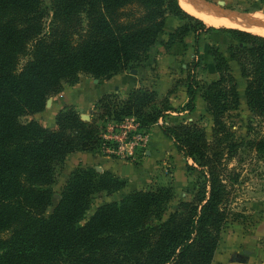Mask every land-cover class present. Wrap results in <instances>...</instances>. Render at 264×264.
I'll list each match as a JSON object with an SVG mask.
<instances>
[{
  "label": "trees",
  "instance_id": "1",
  "mask_svg": "<svg viewBox=\"0 0 264 264\" xmlns=\"http://www.w3.org/2000/svg\"><path fill=\"white\" fill-rule=\"evenodd\" d=\"M168 13L191 22L171 33L170 43H183L193 32L198 59L201 33L232 36L235 44L228 50L246 81L247 105L264 116V36L207 26L179 0H53L51 11L43 0H0V264L213 263L229 217L224 115L240 105L235 75L220 48H208L218 79L202 95L190 79L186 103L194 112L198 97L204 99L214 139L194 121L157 125L180 154L198 162V182L187 190L191 198L174 203V186L140 190L101 203L86 220L97 194H114L125 184L110 172L77 168L66 179L59 205L46 216L55 163L92 151L100 142L99 126L73 109L58 113L52 121L56 129L20 122L24 115H43L48 99L64 91L65 82L74 86L81 73L100 79L126 71L156 44ZM158 97L132 89L120 113L144 117L143 127L160 118L167 123L170 102ZM156 100L160 108L146 112Z\"/></svg>",
  "mask_w": 264,
  "mask_h": 264
},
{
  "label": "rangeland",
  "instance_id": "2",
  "mask_svg": "<svg viewBox=\"0 0 264 264\" xmlns=\"http://www.w3.org/2000/svg\"><path fill=\"white\" fill-rule=\"evenodd\" d=\"M206 1L224 11L264 14V0H222L225 1L224 5L218 3L220 0ZM52 3L53 0H43L44 7L48 11L52 10ZM201 8L218 13L208 7ZM250 16L253 15L246 17ZM261 16L256 22L262 20ZM50 22L51 15L46 20L47 28ZM188 23H191L190 20H183L168 13L164 31L159 34L156 44L139 60L130 63L126 71L109 78H100L98 82L92 75L80 74L79 80L73 84L79 87L85 86L80 92L83 95L85 93L86 98L89 95V99L84 98L83 95L79 98L78 105L81 107L69 104L56 109L51 106L59 93L48 99L50 104L47 101L43 115H24L20 117V122L28 123L35 120L47 128L49 125L52 126V120L55 121L60 111L73 109L80 113L84 120L95 122L99 126L100 142L92 151L70 153L55 163L53 182L50 185L51 203L46 209V216L51 215L59 205L66 179L77 168L92 167L100 173L110 172L125 184L114 194H107V192L97 194L90 209L86 212V220L94 214L101 203L121 199L140 190H159L174 186L176 190L174 203L182 197L191 198L192 195L187 190L198 182L200 176L198 162L194 158L178 155L174 142L162 136L157 125H170L172 119L186 120L184 122L194 121L206 131L210 141L214 139V120L206 114L204 99L201 96L198 97L197 109L194 112L186 110V103L190 79L198 82L201 95L206 92L207 84L218 79L219 76L211 64L212 56L208 53V48L209 46L220 48L228 58L235 75L240 105L235 109H228L224 115L226 127L229 129L227 138L224 139L226 155L223 169L224 178L230 190L227 204L229 217L221 234L220 251L217 256L215 255L212 264H230L232 260L239 259V255L246 247H252L250 236L256 226V218L250 209V203L264 198V116L256 115L247 105L246 81L241 76L239 66L230 58L228 50L230 44H235L230 34L221 31L201 33L200 59L196 56L193 32L185 37L183 43H170V34ZM27 59L28 57H25L22 64ZM134 69L137 70L136 73L132 72ZM66 85H70V82H65L64 86ZM120 86L123 88L120 89ZM128 87L153 91L160 98H167L171 108L168 111L171 116L167 118L169 122L165 123V120L160 118L155 125L145 126V128L142 126L144 117L138 120L134 116L125 117L123 113L121 114L123 102L127 99ZM87 91H91L90 94L87 95ZM104 91L105 99L100 96ZM157 100L146 108V112L151 113L158 109L160 102ZM90 102L92 103L89 104ZM132 123L138 124V130L142 133H151V137L157 139V148L153 150L152 156L146 157L145 155L146 149H151L149 144L146 148L136 147L135 155L130 158L117 156L111 151L117 144L110 136L114 133L122 134L123 126ZM56 128L55 123L52 129ZM103 156L115 159V162H118V158L125 162L122 163L123 165H107L108 167L103 169L100 164H104L106 160L99 162L100 159H97ZM230 241V246L233 245V248L227 252L226 248L229 246L227 243ZM236 255L238 256L235 257Z\"/></svg>",
  "mask_w": 264,
  "mask_h": 264
},
{
  "label": "crops",
  "instance_id": "3",
  "mask_svg": "<svg viewBox=\"0 0 264 264\" xmlns=\"http://www.w3.org/2000/svg\"><path fill=\"white\" fill-rule=\"evenodd\" d=\"M198 2L200 3L199 5H201L203 7L211 8V9H213L215 11H218L217 14H222V15H226V16L239 15V18H241L244 15L245 16H249V15L260 14V15H262L261 16L262 20L260 21V23H257L256 25H258L259 27L260 26L264 27V14H262V13H259V12H257V13L247 12V13H250V14H247L246 12L245 13H236V12H233V11H231V12L230 11H224L222 9L214 8L212 5H210L208 2H206L204 0H198ZM179 3H180V0H179ZM236 17H238V16H236ZM254 22H256V21L254 20ZM252 24H250V25H252ZM216 27H220V26H216ZM225 27H228V26H225ZM230 28H232V27H230ZM242 30H244V29H242ZM245 31H247V30H245ZM82 87H85V86L79 87V86L66 85L64 91H62L56 97V100L53 102V104L51 106H54V107L55 106H59L58 109L60 107H62V106H66V105H69V104H72V105L74 104V106H76L78 108L81 107V105L80 106L78 105V100L83 95L82 93H80V90L82 91V89H83ZM121 88H123V86H120V89ZM131 89H132L131 87H128V89L126 90V94H128ZM90 92L91 91H87L86 92L87 95H88V93L90 94ZM104 94H105V91L103 93H101L100 96H103ZM84 95H86V94L84 93ZM84 95H83V97L86 98ZM86 99H89V95H88V98H86ZM91 103L92 102H90L89 104H91ZM75 104H77V105H75ZM50 120H51V118H50ZM149 145H151V149L150 148L146 149V153H145L146 157H149V156L153 155V153H154L153 150H155L157 148L156 147L157 146V142H154V140H153V142L150 141ZM176 153L178 155H180V153L178 151ZM97 159H100L99 162L100 161L103 162V161L106 160L104 164L103 163L100 164V166L103 169L107 168L108 167L107 165H111V164L115 165V164H122V163L124 164V162H125V160H122L120 158L117 159L118 162H115L116 161L115 159L109 158L107 156H103V157L97 158ZM250 209H251L252 213H254V217L256 218V226H255L254 230H252L253 232H252V235L250 236L251 241H252L250 243H252V247H246V249L243 250V252H241L242 254L239 255V259H234V260H232V262L234 261V262L251 263V264H264V198H261V200H257V201L251 202L250 203ZM227 244L229 246H228V248H226V251L229 252L230 249L233 248L232 247L233 245L230 246L231 245V241H230V243L228 242ZM220 248H221V243H220ZM217 253H216V256H217ZM237 256L238 255H236L235 257H237Z\"/></svg>",
  "mask_w": 264,
  "mask_h": 264
},
{
  "label": "bare ground",
  "instance_id": "4",
  "mask_svg": "<svg viewBox=\"0 0 264 264\" xmlns=\"http://www.w3.org/2000/svg\"><path fill=\"white\" fill-rule=\"evenodd\" d=\"M181 6L189 13L202 19L206 24L211 26H228L232 28L244 29L254 34L264 36V27L256 25L260 22H254L260 20V15L255 14L251 17L242 16L241 18L234 16H226L222 14H216L211 10L202 9L198 0H180ZM218 12V11H217ZM251 18V19H250ZM253 23V24H252ZM255 23V24H254ZM252 24V25H250Z\"/></svg>",
  "mask_w": 264,
  "mask_h": 264
},
{
  "label": "built area",
  "instance_id": "5",
  "mask_svg": "<svg viewBox=\"0 0 264 264\" xmlns=\"http://www.w3.org/2000/svg\"><path fill=\"white\" fill-rule=\"evenodd\" d=\"M132 120H134L132 118ZM138 124L123 126V133L112 134L111 139H115L116 146L111 150L117 156L132 157L135 155V148H146L150 143L151 133H142L138 130Z\"/></svg>",
  "mask_w": 264,
  "mask_h": 264
},
{
  "label": "water",
  "instance_id": "6",
  "mask_svg": "<svg viewBox=\"0 0 264 264\" xmlns=\"http://www.w3.org/2000/svg\"><path fill=\"white\" fill-rule=\"evenodd\" d=\"M204 1H206V0H204ZM206 2H208V1H206ZM209 3V2H208ZM220 5H224L225 4V2L224 1H222V0H220L219 2H218ZM210 5H212L214 8H217V9H221V8H219V7H217V6H214L213 4H211V3H209ZM133 73H136L137 72V70L136 69H134L133 71H132ZM96 82H98L99 81V79H96L95 80ZM48 103L50 104V101H48ZM230 264H251V263H242V262H232V263H230Z\"/></svg>",
  "mask_w": 264,
  "mask_h": 264
}]
</instances>
